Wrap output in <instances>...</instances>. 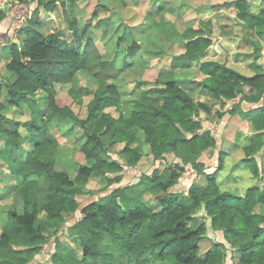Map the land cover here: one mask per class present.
Masks as SVG:
<instances>
[{
    "label": "trees",
    "instance_id": "1",
    "mask_svg": "<svg viewBox=\"0 0 264 264\" xmlns=\"http://www.w3.org/2000/svg\"><path fill=\"white\" fill-rule=\"evenodd\" d=\"M38 1L46 7L64 4L67 29L55 32L27 22L21 30L24 39L6 51L11 61L5 71L13 79L2 74L0 67V97L7 89V102H0V152L17 155L26 140L23 132L31 135L26 161L17 162L9 182L0 183L7 189L3 198L20 196V206L10 211L0 233V264H31L78 210L81 216L72 227L78 247L60 248L45 264H264V171L258 158L264 147L258 146L264 136V72L246 75L225 62L204 60L213 43L212 19H203L199 28L192 22L180 28L165 16L182 19L186 11L170 0H150L155 10L146 16L150 23L140 29L124 22L119 11L142 0H98L83 24L70 12L87 0ZM228 5L249 28L264 24L247 0ZM106 12L109 15L101 18ZM156 16L161 17L159 21ZM111 18L119 24L115 26ZM109 27H114L111 37L116 36L118 47L127 44L122 58L121 50L115 49L106 60L102 40V44L96 40L98 31L107 33ZM155 30L165 38L182 39L183 51L177 57L180 67L197 68L203 79L182 78L170 71L153 83L136 82L139 88L148 87L142 88L124 114L115 79L126 67V59L141 49L138 36L144 38ZM80 73L98 90L87 86L81 93L75 85ZM192 83L201 85L204 98L195 99L186 91ZM65 85L77 104L92 96L86 118L57 103V87ZM236 99L233 108H224ZM244 103L250 109L239 115L253 133L236 143L244 157L233 162L231 152L220 150L216 169L208 173L199 158L218 148V138L204 129L203 122L209 116L237 115ZM10 104L21 114L27 106L32 118L24 121L5 113ZM108 108H114L118 116L104 111ZM56 127L80 132L76 141L84 161L76 162L73 172L58 167L61 145ZM119 142L125 143V164L109 157V147ZM141 142L148 146L154 162L168 167L143 173L137 184L121 185L119 173L126 166L140 167L144 159L138 147ZM188 166L204 182L195 180L185 195L172 192ZM94 181L99 184L96 192H92ZM99 194L105 195L95 199ZM87 195L95 200L82 207V197ZM200 209L212 227L224 233L229 247L212 241L210 250L201 255L208 227L205 222L196 227L189 224ZM114 245L122 254L115 252ZM228 253L231 263L226 262Z\"/></svg>",
    "mask_w": 264,
    "mask_h": 264
},
{
    "label": "rangeland",
    "instance_id": "2",
    "mask_svg": "<svg viewBox=\"0 0 264 264\" xmlns=\"http://www.w3.org/2000/svg\"><path fill=\"white\" fill-rule=\"evenodd\" d=\"M171 3L181 5L186 11L182 19L174 18L172 15H166L165 19L168 22L177 21L180 28L185 27V22H192L195 28L200 27V22L203 19L211 18L214 23L215 30L212 36L213 43L209 48L208 54L204 60H215L219 62H225L229 66L238 69L240 72L246 75H251L255 72H264V24L257 26L253 29L249 28L245 23L237 18L236 11L233 6L229 7V3L234 0H170ZM250 4L252 12L260 17L264 18V0H247ZM97 0H88L83 10L81 7H76L70 12V15L77 17L83 24L84 19L92 16L93 11L96 8ZM85 4V3H84ZM30 12L28 20L36 27L45 28L46 30H54L55 32L67 29V10L64 4L58 2L53 7H46L39 5L38 0H32L29 2ZM155 8L150 4V0H142L140 5H132L127 10L119 11L122 20L129 25H135L140 28L147 26L150 23L149 18L146 16L149 12L154 11ZM4 14V13H2ZM1 14V15H2ZM109 13H102L101 18L107 17ZM4 16V15H3ZM2 16V17H3ZM117 17H119L117 15ZM153 17V16H152ZM161 17H155L156 21H159ZM116 21L115 26L119 24L118 19H112ZM28 21V23H29ZM27 24H25L26 26ZM173 26V23H172ZM170 26V28H172ZM173 30V29H172ZM114 27H109L107 33L98 31L99 37L96 40H102V46L104 47L102 53L105 54L106 60L109 57L108 52H113L115 49H120L121 54L119 58H122L124 52L127 51V44L120 47L117 46L116 36L112 38V32ZM24 36V35H23ZM24 38V37H23ZM22 38L20 37V41ZM138 42L142 44L141 49L133 55L129 56L126 61L128 62L124 69H121L118 73V77L115 79L116 93L121 95L120 107L124 114H128L131 109L132 101L139 96L142 88L148 87H137L136 82H155L162 73L173 71L177 76L182 78L191 77L192 79L202 80L203 76L197 68L183 69L180 67L181 62L177 60L179 54L183 51V41L179 37L171 36L170 39L165 38V35L159 30H155L153 33H148L144 38L139 35ZM2 49V48H1ZM111 56V55H110ZM10 60V59H9ZM11 61V60H10ZM120 64H123V60H119ZM117 62L118 68H121ZM6 72V71H5ZM6 76L13 79V75L6 72ZM90 78L85 74H77L75 79V85L77 89L83 93L85 88H95L98 90L99 87H94L89 82ZM69 86H58L57 87V103L60 106H70L74 109L75 113L80 118L87 117V104L92 99V96L84 97L83 104L75 103L72 96L68 93ZM186 91L195 99L204 98L201 94V85L192 83L187 86ZM95 90V91H96ZM7 89L3 88V93L0 97V102L6 103L5 98ZM237 99L230 101L225 105V109L233 108V104L237 103ZM250 106L242 104L239 108L237 115L227 114L221 119L213 116L206 118L203 122L204 129H209L217 136L218 142L223 140V145L218 148L212 149L207 155H201L199 161L203 162L208 173L213 172L218 164V157L220 150H226L231 152V159L233 162H238L244 157L242 149L236 147L238 141H244V138L251 136L252 129L246 126L244 120L239 115L240 113L249 110ZM25 113H20L17 108L13 105H6L4 112L9 113L12 116L20 117V119L26 121L30 120L31 111L26 106L24 108ZM107 113H111L114 117L118 116V112L114 108H108L104 110ZM61 128H54V133L60 142L61 156L59 158V168L66 169L73 172V166L76 162H83L84 155L78 151L79 143L77 137L80 136V132L74 134L72 132H65ZM25 143L23 148L17 155H11L7 151L0 152V183L9 182L10 170L16 168L19 163L25 162L31 148L29 143L30 133L24 131ZM234 139V143L228 142ZM258 146L264 144V136L259 139ZM125 143L119 142L109 147V157L112 160H116L122 164H125L123 149ZM139 149L144 155V159L137 168L125 167L124 170L119 173L121 176V185L126 184H137L140 181V176L143 173L152 174L155 170L163 171L168 166L164 162L158 164L152 159L148 146L143 142L139 143ZM259 160L263 165L264 171V147L259 153ZM114 176V175H113ZM243 179L246 178L247 172L243 171ZM197 180L204 182V177L197 175L191 166L187 167V172L178 180V182L171 188V191L179 195L187 194L192 183ZM96 181L91 183L92 192H96L98 188ZM2 187V188H1ZM7 193V189L4 186H0V233L2 227L8 219L10 211L20 206V196L10 195L7 199L2 197V194ZM105 194H99L95 197L98 199ZM6 196V195H5ZM9 198V199H8ZM82 207L88 205L95 199L87 195L82 197ZM81 216V210H78L73 216H69L66 222L62 225L58 238L51 241L45 248L41 255L37 256L31 264H45L50 261L51 256L58 250L63 249L70 251L77 248L78 242L76 241V234L72 227L77 218ZM202 222H205L208 227V239L203 240L201 244V255L206 254L211 248L212 241L223 242L229 247L225 241L224 233L219 229H214L206 216L203 209H200L196 214V219L190 222V226L196 227ZM114 250L117 254H122L119 248L114 245ZM230 254L228 253L226 262L231 263Z\"/></svg>",
    "mask_w": 264,
    "mask_h": 264
},
{
    "label": "crops",
    "instance_id": "3",
    "mask_svg": "<svg viewBox=\"0 0 264 264\" xmlns=\"http://www.w3.org/2000/svg\"><path fill=\"white\" fill-rule=\"evenodd\" d=\"M31 1L32 0H19L16 6L7 9L5 12H2L4 14H0V67L2 69V74H5V65L11 60V57L6 52L9 45L12 43L19 44L24 39L21 30L29 21L28 14L30 12V7L28 4ZM86 4L87 2H85V4H82L81 8L83 7L85 9ZM20 37L22 38L21 41ZM222 143L223 140L219 141L218 145L221 147L223 145ZM228 143H234V139ZM205 155L207 154H204V156ZM156 163L158 164L159 162Z\"/></svg>",
    "mask_w": 264,
    "mask_h": 264
},
{
    "label": "built area",
    "instance_id": "4",
    "mask_svg": "<svg viewBox=\"0 0 264 264\" xmlns=\"http://www.w3.org/2000/svg\"><path fill=\"white\" fill-rule=\"evenodd\" d=\"M19 0H0V14L7 9L13 8L18 4Z\"/></svg>",
    "mask_w": 264,
    "mask_h": 264
}]
</instances>
